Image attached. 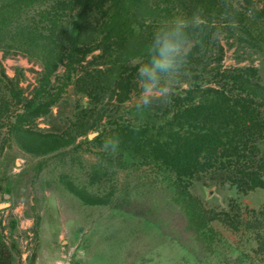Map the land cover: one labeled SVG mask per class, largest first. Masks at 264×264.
<instances>
[{"label":"rangeland","instance_id":"374dc122","mask_svg":"<svg viewBox=\"0 0 264 264\" xmlns=\"http://www.w3.org/2000/svg\"><path fill=\"white\" fill-rule=\"evenodd\" d=\"M81 2L18 0L0 27V69L18 86L0 84V242L12 264H264V189L241 193L194 180L186 191L201 211L191 215L194 205L167 168L120 145L105 152L99 135L109 120L156 125L167 118L155 104L143 117L135 113L129 102L139 88L123 105L106 93L142 61L161 22L185 16L196 0H95L85 12ZM115 9L128 25L118 29L121 47L88 94L75 85L85 70H73L80 57L99 53L92 50ZM229 22L213 20L205 44L189 42L174 95L193 82L203 87L218 67L253 68L264 89V26L249 43Z\"/></svg>","mask_w":264,"mask_h":264},{"label":"trees","instance_id":"16d2710c","mask_svg":"<svg viewBox=\"0 0 264 264\" xmlns=\"http://www.w3.org/2000/svg\"><path fill=\"white\" fill-rule=\"evenodd\" d=\"M23 1L31 4L35 0ZM94 1L82 0L81 11L93 6ZM243 1L246 5L243 8L235 4L239 10L230 1L223 0H196L195 5L187 6L185 16L201 22L199 28L190 30V42L205 44L213 29L212 21L226 17L249 43H253L262 35L259 29L264 26V7L257 9L252 0ZM17 2L0 0V27L8 23L10 7ZM126 25L128 18L124 12L115 9L104 36L92 50L99 53L92 54L90 60H85L84 56L77 60L73 71L84 69L85 73L82 79L77 77L76 86L88 94L94 92L98 86L96 75L100 67L114 61V50L121 47L117 41L118 29ZM148 59L146 54L139 64L117 75L106 93L108 102L123 105L129 100L138 88V68ZM71 67L72 62L68 60L67 69ZM212 78L203 87L193 82L189 89L173 95L166 106L156 103L157 110H167L164 114L167 118L159 124L136 125L109 120L108 128L106 126L99 134L117 138L124 152L141 160L151 159L167 168L178 188L188 197L187 203L194 205L188 208L191 215L201 211L186 191L194 180H208L241 193L264 189V89L256 71L250 67H218ZM0 84L7 90H18L14 80L7 78L1 69ZM51 96L54 98L55 94L47 95L45 100L50 104L54 102ZM260 215H264V211ZM0 264H12L11 249L3 242H0Z\"/></svg>","mask_w":264,"mask_h":264},{"label":"clouds","instance_id":"9594fccd","mask_svg":"<svg viewBox=\"0 0 264 264\" xmlns=\"http://www.w3.org/2000/svg\"><path fill=\"white\" fill-rule=\"evenodd\" d=\"M200 23L196 18L173 16L163 20L154 31L147 47L149 59L137 72L139 95L129 102L137 115L143 117L156 103L166 106L171 102L177 78L188 64L190 30L199 28ZM103 149L115 154L119 140L106 138Z\"/></svg>","mask_w":264,"mask_h":264},{"label":"crops","instance_id":"0c3cea01","mask_svg":"<svg viewBox=\"0 0 264 264\" xmlns=\"http://www.w3.org/2000/svg\"><path fill=\"white\" fill-rule=\"evenodd\" d=\"M52 257V258H51ZM50 259L54 262V257L53 255H50ZM40 263V259L38 258L37 261H36V264H39ZM50 264H53V263H50Z\"/></svg>","mask_w":264,"mask_h":264}]
</instances>
